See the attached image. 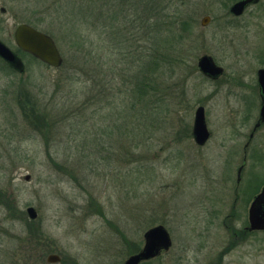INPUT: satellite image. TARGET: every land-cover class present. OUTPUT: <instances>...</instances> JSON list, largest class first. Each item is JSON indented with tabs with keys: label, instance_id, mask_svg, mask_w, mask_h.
Masks as SVG:
<instances>
[{
	"label": "rangeland",
	"instance_id": "1",
	"mask_svg": "<svg viewBox=\"0 0 264 264\" xmlns=\"http://www.w3.org/2000/svg\"><path fill=\"white\" fill-rule=\"evenodd\" d=\"M39 1L0 0L1 39L14 47L15 26L30 22L51 30L64 59L52 68L24 56V76L0 63V264H50V254L56 264H124L159 224L172 247L144 264H264V231L246 229L264 185V125L250 138L264 0L241 16L230 13L238 0H165L164 16L133 0L111 26L114 41L103 16L87 26L95 50L48 16L54 0ZM203 55L221 78L200 72ZM199 106L203 147L192 137Z\"/></svg>",
	"mask_w": 264,
	"mask_h": 264
},
{
	"label": "water",
	"instance_id": "2",
	"mask_svg": "<svg viewBox=\"0 0 264 264\" xmlns=\"http://www.w3.org/2000/svg\"><path fill=\"white\" fill-rule=\"evenodd\" d=\"M259 1L260 0H238L230 7V13L234 16H241L249 6L259 3ZM4 11L3 9V12ZM209 22L210 18L205 17L202 21V25L206 26ZM15 42L19 49L31 54L36 59L52 68H60L64 63V59L52 36L30 25L22 24L17 27L15 31ZM0 58L19 72H24V64L21 58L1 40ZM198 68L204 76L212 80H217L224 74V69L218 66L210 55H203L199 58ZM257 80L261 104L259 117L250 138L254 136V132L259 127L264 125V68L258 70ZM193 137L198 146H204L210 138V132L206 123L205 109L202 106L198 107L195 112ZM242 169L243 165L238 171V181H240ZM29 179L30 177L27 176L26 180ZM26 211L31 220L37 219L38 213L34 207H28ZM248 222L249 231H264V186L254 197L249 207ZM144 238L145 244L143 248L138 253L131 255L124 264H141L144 261L159 256L162 251H168L172 246L170 234L163 225H158L149 229L145 233ZM61 260L62 258L58 254H50L47 257V262L50 264L60 263Z\"/></svg>",
	"mask_w": 264,
	"mask_h": 264
},
{
	"label": "trees",
	"instance_id": "3",
	"mask_svg": "<svg viewBox=\"0 0 264 264\" xmlns=\"http://www.w3.org/2000/svg\"><path fill=\"white\" fill-rule=\"evenodd\" d=\"M54 2H51L50 5H46L48 10V16H56L59 17L61 22L68 23L72 25V28L70 29L71 32H73V38L77 39V43L81 46L86 43L89 49L95 50L97 47V44L94 42V38L92 33L90 31H87V26L91 25L93 28L97 27V24H95V21L98 20L100 16H103L101 18L102 21L105 22L103 24V31L106 32V34L109 36L110 41L115 40V34L117 32H113L111 27L118 16H128L127 9L130 8L132 10L133 7V0H119L121 4H123L122 7H118L117 0H58ZM147 4L149 5L148 10L149 12H154L156 14H153L154 16H164L166 15L167 11L162 9L160 7V4H164L163 2L165 0H146ZM43 2H45L43 0ZM154 2H156V6L154 5ZM41 3V0L39 1ZM140 3L137 2V8ZM119 8L120 12L117 13L116 9ZM136 8V9H137ZM125 10V11H121ZM116 16V17H115ZM69 18H72L70 22L68 21ZM151 21V20H150ZM165 26L169 29V26H171V16H166L165 19ZM161 23L164 22L161 21ZM39 25L36 26L38 29ZM43 30V29H42ZM110 30V31H107ZM162 30V26L160 24V20H156L155 26L153 27V30L151 29L152 34L159 33ZM47 34H51V30L48 29L44 30ZM169 31V30H168ZM70 32V33H71ZM121 33V32H120ZM52 35V34H51ZM121 34H119L120 36ZM53 36V35H52ZM54 37V36H53ZM96 40V39H95ZM109 41V42H110ZM84 42V43H82ZM104 47L109 49L104 39ZM108 51V50H107ZM36 112L32 113L30 116L33 117L34 124L40 123V116L35 114Z\"/></svg>",
	"mask_w": 264,
	"mask_h": 264
},
{
	"label": "flooded vegetation",
	"instance_id": "4",
	"mask_svg": "<svg viewBox=\"0 0 264 264\" xmlns=\"http://www.w3.org/2000/svg\"><path fill=\"white\" fill-rule=\"evenodd\" d=\"M262 2V0H260L259 1V3H257V4H255V5H258V4H260ZM250 7V6H249ZM248 7V8H249ZM247 8V9H248ZM246 9V10H247ZM245 10V11H246ZM245 13V12H244ZM243 13V14H244ZM22 24H27V25H30L31 27H33V28H36V26H35V24H32V23H30V22H21V23H18L16 26H15V28H14V33H13V38H14V43H15V46L14 47H11L9 44H7L3 39H1L0 38V40L5 44V45H7V47H9V49H11L14 53H16L20 58H21V61L23 62V64H24V72H19L18 70H16L15 68H13L12 66H10L6 61H4L2 58H0V63L6 68V69H8L10 72H12L13 74H15V75H18V76H24L26 73H27V71H28V65H27V62H26V60L24 59L25 57L24 56H27V58L29 59V60H31V58L32 59H34V60H38V59H36L35 57H33L31 54H29V53H26V52H24V51H22L21 49H19V47L16 45V42H15V31H16V29H17V27L18 26H20V25H22ZM37 29V28H36ZM27 59V60H28ZM264 68V67H263ZM261 69V68H260ZM221 78V77H220ZM257 82H258V80H257ZM259 87V86H258ZM259 97H260V93H259ZM260 101H261V99H260ZM200 107V106H199ZM203 107V106H202ZM205 109V108H204ZM196 112V111H195ZM192 137H193V130H192ZM193 140H194V137H193ZM194 142H195V140H194ZM208 142V141H207ZM206 145V144H205ZM199 147H203V146H199ZM239 182V181H238ZM264 186V185H263ZM262 189V188H261ZM261 191V190H260ZM159 225H163V224H159ZM155 226H158V225H155ZM155 226H152V227H150L149 229H151V228H153V227H155ZM164 226V225H163ZM165 227V226H164ZM248 227H249V222H248V226L246 227V229L248 230ZM166 228V227H165ZM148 229V230H149ZM167 229V228H166ZM148 230H146L145 231V233L148 231ZM169 232V231H168ZM248 232L249 233H251V232H263V231H249L248 230ZM145 233H144V235H145ZM170 234V233H169ZM144 235H143V237H144ZM170 237H171V235H170ZM172 239V238H171ZM144 244H145V238H144V242H143V246H144ZM173 244V243H172ZM143 246L141 247V249L143 248ZM172 247V246H171ZM140 249V250H141ZM171 249V248H170ZM169 249V250H170ZM139 250V251H140ZM168 250V251H169ZM138 251V252H139ZM168 251H162L161 252V254L159 255V256H157V257H155V258H153V259H151V260H154V259H157L158 257H160L163 253H165V252H168ZM137 252V253H138ZM151 260H148V261H144V262H142L141 264H144V263H148V262H150Z\"/></svg>",
	"mask_w": 264,
	"mask_h": 264
}]
</instances>
